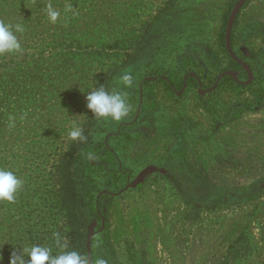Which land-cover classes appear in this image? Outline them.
Here are the masks:
<instances>
[{"label": "rangeland", "instance_id": "1", "mask_svg": "<svg viewBox=\"0 0 264 264\" xmlns=\"http://www.w3.org/2000/svg\"><path fill=\"white\" fill-rule=\"evenodd\" d=\"M230 1L0 0V20L26 29L21 51L0 55V168L23 180L1 204L27 243L49 236L38 190L75 124L96 170L105 149L116 162L85 215L90 264H264V0L240 11L239 66L218 44ZM190 76L198 85L174 92L160 80ZM101 86L126 94L121 121L87 108Z\"/></svg>", "mask_w": 264, "mask_h": 264}, {"label": "trees", "instance_id": "2", "mask_svg": "<svg viewBox=\"0 0 264 264\" xmlns=\"http://www.w3.org/2000/svg\"><path fill=\"white\" fill-rule=\"evenodd\" d=\"M35 1L27 0L28 3H34ZM237 1L231 0L228 3L218 43L222 52L230 59L234 66H239V63L230 55L227 49L226 27L231 11ZM250 1L247 0L243 8ZM239 15L240 12L234 21L231 43L238 24ZM160 80L164 90L168 92L182 90L185 83L189 84V86H192V84L198 85L193 76H190L187 82L184 81V78L172 79V77L169 79L160 78ZM236 85L240 86L241 84L237 83ZM84 148L85 140L83 138L71 141L66 149L62 151L59 158L55 159L52 163L50 171L47 173L49 174L47 179L49 182L45 185L46 189L42 190V186H39L38 193L40 194V198L45 201V204H41L40 207L46 209L45 212L50 214L48 216L49 221H45L42 224V227H48L49 230L44 233H48L49 236L40 238L36 245L50 247L54 255L62 251H77L81 255L86 256L90 264L88 232L94 230L97 219L95 218L88 224L85 215L86 212L94 216L98 214L96 194L100 190V185L108 186L116 184L117 179L113 180L114 177L110 174L105 179V183H100L99 174H101V170L106 169V167L111 171L115 169V156L110 149H105L99 158H97L100 161V166H98L100 170H96L95 163H92L85 156L86 152L84 151H86V148ZM45 174L41 175L46 176ZM11 220L0 201V256L3 257V264H9V255L13 247L19 250L25 244L29 246L33 242L27 243L30 238L24 237L22 235L23 231L17 229L18 226L23 227L21 223H18L19 220ZM34 225H38V223L35 222ZM57 240L59 244H57ZM219 264H232V262L231 260L224 259Z\"/></svg>", "mask_w": 264, "mask_h": 264}, {"label": "clouds", "instance_id": "3", "mask_svg": "<svg viewBox=\"0 0 264 264\" xmlns=\"http://www.w3.org/2000/svg\"><path fill=\"white\" fill-rule=\"evenodd\" d=\"M71 10L70 4L65 6L66 12ZM46 15L52 23H56L61 13L52 4H48ZM25 30L22 23L0 20V55L21 51V42L17 34H22ZM119 83L131 88L134 78L130 73H125L120 76ZM86 106L93 116L110 118L113 121H121L130 110L126 94L116 90L109 91L104 86L86 93ZM69 137L72 140L81 139V128L74 124ZM22 186L23 180L13 170L0 168V201L15 202L16 194ZM0 264H3L2 256ZM9 264H89V262L86 256L77 251H62L54 255L50 247L31 245L19 250L13 247L9 255ZM98 264H104V261L101 260Z\"/></svg>", "mask_w": 264, "mask_h": 264}, {"label": "water", "instance_id": "4", "mask_svg": "<svg viewBox=\"0 0 264 264\" xmlns=\"http://www.w3.org/2000/svg\"><path fill=\"white\" fill-rule=\"evenodd\" d=\"M247 2V0H238L235 4V6L233 7L231 14L229 16V20H228V24L226 27V45H227V49L230 53V55L232 57L235 58V54L233 52V49L231 47V33L233 30V25H234V21L235 18L237 16V14L240 12V10L243 8V6L245 5V3Z\"/></svg>", "mask_w": 264, "mask_h": 264}]
</instances>
